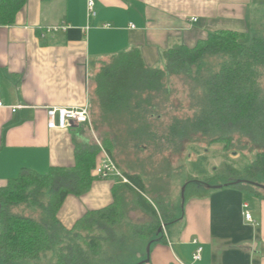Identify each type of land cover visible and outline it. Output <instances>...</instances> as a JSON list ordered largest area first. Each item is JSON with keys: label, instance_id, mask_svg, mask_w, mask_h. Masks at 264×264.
<instances>
[{"label": "crops", "instance_id": "1", "mask_svg": "<svg viewBox=\"0 0 264 264\" xmlns=\"http://www.w3.org/2000/svg\"><path fill=\"white\" fill-rule=\"evenodd\" d=\"M94 2L96 13L88 16L86 0H26L11 24L0 25V99L4 105L0 108V187L23 169L45 174L51 167L72 168L76 147L96 145L93 79L112 57L138 48L145 65L162 68V54L173 46L191 47L219 30L250 34L257 12L255 0ZM60 24L68 28L45 31ZM52 106H88L90 124L51 129L46 109ZM100 156L99 151L97 160ZM196 186L202 191H191L179 216L166 199L163 212L157 210L158 218L152 216L160 224L153 229L155 220L146 216L136 198L140 211H130L132 218L139 213L131 227L148 229L141 235L150 248L143 264H264V198L252 195L246 201L244 189L236 184ZM124 187L131 190L118 179L98 178L85 193L71 194L88 197V204L69 230L86 213L112 204L114 188L123 212ZM69 195L57 212L62 226L58 214ZM143 196L153 205L148 195ZM243 202L249 204L252 222L242 214ZM121 218L122 214L114 223L91 227L96 232L104 230ZM197 245L202 247L201 257L194 261Z\"/></svg>", "mask_w": 264, "mask_h": 264}, {"label": "trees", "instance_id": "2", "mask_svg": "<svg viewBox=\"0 0 264 264\" xmlns=\"http://www.w3.org/2000/svg\"><path fill=\"white\" fill-rule=\"evenodd\" d=\"M25 1L0 0V25L11 24ZM251 35L219 30L197 40L191 47L183 44L173 46L163 52L162 68L145 65L138 48L112 57L99 68L93 79L92 99L99 110V119L105 121L115 115H125L136 138L143 133L154 137L156 132L151 129L150 120L154 118L151 110L157 105L153 99L161 96L166 100V93L172 90L171 84H181L188 88L186 108L192 111L191 115H174L165 127L167 131L159 138L165 137L166 143L174 140L178 143L201 136L208 140L209 146L222 145L226 155L230 151L239 158L236 167L233 164L235 158L228 157L224 170L232 175H224V182L217 181L216 184L238 185L244 189L246 201L252 195L264 198V188L259 185H264L259 161V157L264 155V90L261 84L264 34L253 32ZM182 104L181 101L176 102V109H182ZM111 142L104 140L103 145L118 166ZM247 148L257 149L255 160H246L244 150ZM99 151L97 144L87 148L76 147L72 168L51 167L45 174L23 169L16 178L0 187V260L3 263L37 259L51 248L53 233L48 225L56 227L60 224L57 212L67 195L85 193L92 181L98 179L92 173L99 160ZM192 151L196 157L189 163L196 176L187 180L186 185H213L208 179L217 174L209 173L207 150L201 154L193 145ZM241 171L249 172L252 177L237 179ZM123 174L128 179L124 185L134 191L139 205L147 213L155 214L154 207L143 196L145 185L140 175L127 171ZM254 176L262 178L258 181ZM45 188L50 191L46 205L47 224L9 213L11 205L35 199ZM113 196L112 204L88 212L76 222L70 231H74L77 239H86L80 229L91 232V224H111L119 220L122 208L115 188ZM97 241L92 236L88 244L92 248L98 244ZM56 264H79V259L72 262L69 257L58 253Z\"/></svg>", "mask_w": 264, "mask_h": 264}, {"label": "rangeland", "instance_id": "3", "mask_svg": "<svg viewBox=\"0 0 264 264\" xmlns=\"http://www.w3.org/2000/svg\"><path fill=\"white\" fill-rule=\"evenodd\" d=\"M254 7V12H257H255L256 15L254 14L252 32L249 35L253 32L255 34H264V0H255ZM262 77L261 84L264 90V71ZM171 87L172 90L165 95L167 97L166 100H162L163 97L160 96L152 101L157 105L151 110L154 118L150 120L151 129L156 132L154 137L143 133L136 138L130 128V120H127L125 115H115L104 121L99 119L100 113L97 106L92 111L95 117L92 118L93 137L99 150L100 146L105 149L104 140L112 141L110 143L113 147L112 153L119 169L122 172L136 173L143 178L146 186L145 194L150 197L154 205L152 206L155 209V214L144 212L147 217L155 220V224H151L152 229L157 227L159 223L154 219L158 215L156 211L158 210L159 214L163 212V207L167 206L166 199L167 201L169 200L170 209L174 210L176 215L179 216L184 200L189 197L192 190L197 189V184L195 183L186 185L187 180L193 178L194 175L196 176L189 163V160L196 157L192 151L193 145L201 154L206 153L204 149L209 154L206 164L209 173L213 176L217 174L216 177L208 179L211 184H215L217 181L224 182V175H232L231 172H225V162H228L230 157H234L235 163H231L237 167L239 158L238 155L230 154V151L226 155L220 144L209 146L208 140L201 136L189 140L183 139L182 142L178 143H175V140L166 143L165 137L163 139L162 137L159 138L160 134L167 131L165 127L167 123H170L169 120L174 115L187 117L192 112L189 108H186L189 103L188 88L183 87L181 84H171ZM178 101L183 103L182 109L179 110L175 106ZM158 114L161 116L158 117ZM244 153L247 161H253L256 158L257 149L249 148L248 150L247 148ZM259 161L264 173V155L259 157ZM94 175H96L95 172ZM238 176L237 179L241 177L244 180L252 177L247 171H241ZM255 177L258 181L262 178ZM233 178L235 179L236 176ZM202 189H197V192L198 190L202 191ZM123 190L126 194L123 196V212L120 221L114 225H108L104 230H98L97 232L94 229H91V232L82 230L80 233L86 235L85 240L77 239L75 233L70 231L69 228L81 217L83 206L88 204V197H74V195L70 194L64 203V209L61 214H58L63 226L61 224L56 227L53 224L48 225L49 231L53 233L51 248L37 259L25 258L8 264H56L58 253H61L64 257H69L72 262L79 259V264H143V261H147L149 258L150 248L147 238L141 235L148 229L142 226L139 228L131 227L132 220L134 219L135 221V217L139 213H134L132 218L130 211H140V209L134 203L137 202L136 194L125 187ZM49 193V189L45 188L35 199L29 198L26 203L10 206L9 213L32 218L40 223L47 224L49 215L47 214L46 205L49 200ZM100 194L102 193L100 192ZM144 213L141 212V214ZM64 226L67 229L63 228ZM92 236L98 240V244L91 248L88 240ZM139 254L141 255L139 256ZM0 264L5 263L0 260Z\"/></svg>", "mask_w": 264, "mask_h": 264}, {"label": "built area", "instance_id": "4", "mask_svg": "<svg viewBox=\"0 0 264 264\" xmlns=\"http://www.w3.org/2000/svg\"><path fill=\"white\" fill-rule=\"evenodd\" d=\"M94 0H86V10L87 15H95L94 9ZM133 27L132 24H130ZM68 28L67 24H60L49 26L45 29L46 32H53L58 30H66ZM3 102L0 99V108H2ZM12 110H15L16 107H11ZM47 115V126L49 128H68L72 123L76 124H90L89 110L88 106L82 107H62V106H52L46 109ZM101 156L94 168L95 177L99 179H118L122 183H128V179L124 176L123 172L119 169L117 164L114 162L109 153L100 146ZM248 202H243L242 204V214L244 218L252 222L251 215L248 211ZM163 229V226H162ZM194 243H197V240H194ZM202 247L200 245L196 246V249L192 255L193 260H199L201 257ZM185 264V263H181Z\"/></svg>", "mask_w": 264, "mask_h": 264}, {"label": "water", "instance_id": "5", "mask_svg": "<svg viewBox=\"0 0 264 264\" xmlns=\"http://www.w3.org/2000/svg\"><path fill=\"white\" fill-rule=\"evenodd\" d=\"M262 188H264V185L259 184Z\"/></svg>", "mask_w": 264, "mask_h": 264}]
</instances>
